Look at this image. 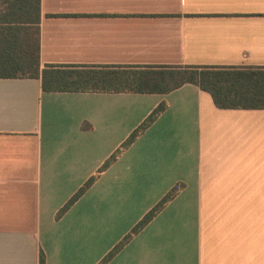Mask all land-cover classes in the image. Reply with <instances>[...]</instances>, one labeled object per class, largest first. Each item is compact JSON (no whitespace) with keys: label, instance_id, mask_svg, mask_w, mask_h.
<instances>
[{"label":"crops","instance_id":"0c3cea01","mask_svg":"<svg viewBox=\"0 0 264 264\" xmlns=\"http://www.w3.org/2000/svg\"><path fill=\"white\" fill-rule=\"evenodd\" d=\"M41 66L264 67V0H40ZM166 108L58 211L157 107ZM264 264V110L0 79V264Z\"/></svg>","mask_w":264,"mask_h":264},{"label":"trees","instance_id":"16d2710c","mask_svg":"<svg viewBox=\"0 0 264 264\" xmlns=\"http://www.w3.org/2000/svg\"><path fill=\"white\" fill-rule=\"evenodd\" d=\"M40 0H0V79H39L43 92L165 95L185 84L208 93L219 109L264 110V67L208 65L41 66ZM166 108L160 103L58 211L69 209L100 173L141 135ZM174 186L99 261L106 264L180 190ZM39 256V264H43Z\"/></svg>","mask_w":264,"mask_h":264}]
</instances>
